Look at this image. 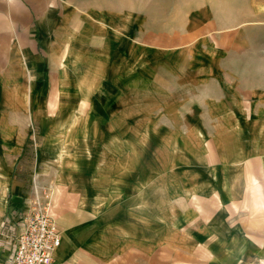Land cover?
Segmentation results:
<instances>
[{
	"label": "crops",
	"instance_id": "crops-1",
	"mask_svg": "<svg viewBox=\"0 0 264 264\" xmlns=\"http://www.w3.org/2000/svg\"><path fill=\"white\" fill-rule=\"evenodd\" d=\"M216 1L0 0V264L38 189L54 264H264V0Z\"/></svg>",
	"mask_w": 264,
	"mask_h": 264
},
{
	"label": "built area",
	"instance_id": "built-area-1",
	"mask_svg": "<svg viewBox=\"0 0 264 264\" xmlns=\"http://www.w3.org/2000/svg\"><path fill=\"white\" fill-rule=\"evenodd\" d=\"M7 221L15 227L13 234H6L12 241L7 264H54L53 253L62 234L48 195L26 201L19 211L13 209Z\"/></svg>",
	"mask_w": 264,
	"mask_h": 264
},
{
	"label": "rangeland",
	"instance_id": "rangeland-1",
	"mask_svg": "<svg viewBox=\"0 0 264 264\" xmlns=\"http://www.w3.org/2000/svg\"><path fill=\"white\" fill-rule=\"evenodd\" d=\"M139 0H83V4H88V5H107L109 6H114L116 7L115 9H120L124 6V4H131L135 5L138 4ZM141 3L144 2V0H140ZM221 1V0H217ZM216 1V2H217ZM225 1V0H224ZM208 2H213V0H146V11H147V18H148V24H147V29H148V38L150 36H153L155 32H161L164 31L167 27L172 26L176 24L182 16L191 8H194L196 6H199L200 4L203 3H208ZM59 62V61H58ZM89 67L87 66V69ZM86 66L85 67H79V72L78 75H83V78L80 77V79H84L86 85H107V83L104 82H96V79L91 77L87 72H86ZM54 75V74H53ZM56 84V83H55ZM114 84V83H113ZM111 85V84H109ZM74 97H79L81 98V94H74ZM76 127H66L65 132L63 131L62 134H65L64 136L68 137L69 134H71ZM71 138V136H70ZM64 140L61 143L60 148L63 150H76V149H83V148H94L90 147L89 145H79L78 143L75 142V140L72 139ZM36 191L40 196L42 195H48L46 192L43 193L41 189L35 190V196H36ZM34 196V197H35ZM37 197V196H36ZM32 199V200H36ZM30 201V200H29Z\"/></svg>",
	"mask_w": 264,
	"mask_h": 264
}]
</instances>
